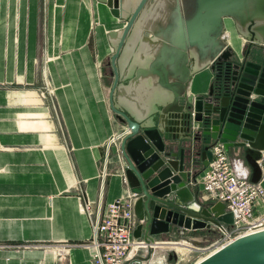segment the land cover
<instances>
[{
	"label": "crops",
	"instance_id": "1",
	"mask_svg": "<svg viewBox=\"0 0 264 264\" xmlns=\"http://www.w3.org/2000/svg\"><path fill=\"white\" fill-rule=\"evenodd\" d=\"M41 4V0H0V244L91 240V223L79 210V186L94 209L101 201L106 206L130 190L117 144L110 146L104 187L102 182L106 144L125 131L110 108L114 50L108 38L125 22L98 0H47L43 29ZM92 8L94 17L97 10L102 13V25L96 24V29H92ZM226 20L224 34L229 42L235 39L229 48L241 55L249 43L234 24L227 29ZM213 75L210 67L194 75L187 84L189 98L205 96ZM46 81L55 87L52 96L42 90ZM227 153L237 173L251 180L242 151ZM206 161L197 157L196 179L188 183L200 205L211 203L204 199L200 183ZM262 171L259 184L264 187ZM255 214H264V204L256 206ZM215 230H171L126 264H179L180 251L173 243L185 242L188 248L183 254L188 260L212 244ZM0 264L94 262L90 250L73 247L65 261L51 250L0 249Z\"/></svg>",
	"mask_w": 264,
	"mask_h": 264
},
{
	"label": "water",
	"instance_id": "2",
	"mask_svg": "<svg viewBox=\"0 0 264 264\" xmlns=\"http://www.w3.org/2000/svg\"><path fill=\"white\" fill-rule=\"evenodd\" d=\"M98 1L125 22L108 35L109 100L127 132L120 144L127 182L141 195L135 212L143 223L134 237L150 245L171 230L232 225L224 204L200 205L188 183L196 179L197 157L208 167L218 142L242 151L252 183L262 179L264 0ZM226 19L249 43L241 55L224 39ZM208 67L209 92L190 99L187 84ZM197 264H264V231Z\"/></svg>",
	"mask_w": 264,
	"mask_h": 264
},
{
	"label": "built area",
	"instance_id": "3",
	"mask_svg": "<svg viewBox=\"0 0 264 264\" xmlns=\"http://www.w3.org/2000/svg\"><path fill=\"white\" fill-rule=\"evenodd\" d=\"M224 39L228 43L229 40L226 35H224ZM126 134L125 129L123 133L111 139L108 145L107 158L110 154V146L112 144L120 145ZM211 152L212 160L200 179V183L203 185L204 199L211 203L224 204L226 211L233 216V224H223L216 227L220 238L210 247L202 249L200 251L203 253L202 257L198 258L194 264L240 238L264 231V214L260 216L255 214L256 206L264 204V187L261 184L252 183L237 173L223 143L214 144ZM261 154L262 157L258 163L264 169V151ZM107 158L102 175L103 187L107 177ZM124 179L128 184L125 174ZM78 189L79 210L88 217L92 226L93 236L91 240L56 245L0 244V249L28 250L40 248L47 251L51 250L59 257L60 261H65L73 247H82L91 251L94 264H126L131 262L141 249L149 247L143 240L134 238V232L143 223L137 218L135 212L136 204L141 197L138 192L130 188L112 203L103 206L101 201L94 209L93 204L87 201L82 188L79 186ZM184 243L182 241L173 244L181 246Z\"/></svg>",
	"mask_w": 264,
	"mask_h": 264
},
{
	"label": "rangeland",
	"instance_id": "4",
	"mask_svg": "<svg viewBox=\"0 0 264 264\" xmlns=\"http://www.w3.org/2000/svg\"><path fill=\"white\" fill-rule=\"evenodd\" d=\"M41 25H42V28L44 29L45 28V18H46V15H47V0H41ZM109 10V9H108ZM94 9L92 8V10H91V14L93 15L92 16V25H93V27H92V29L94 28V29H96V27L97 26H100V22H99V20L97 19V17H96V15H95V17H94ZM97 24V26H95ZM233 22H231V19H227L226 20V28L227 29H231L232 30V28H234V26H233ZM235 25V24H234ZM95 31V30H94ZM235 31V30H234ZM95 34V33H94ZM93 36V35H92ZM231 44H232V46H234V44H235V39L231 42ZM108 63V62H107ZM106 67H108L107 66V64H106ZM106 71H107V68H106ZM107 78V77H106ZM213 79H214V75H213ZM107 80V85L108 86H111V84H110V82H109V78H107L106 79ZM42 90L45 92V90L47 91V93L50 95V96H52L53 94H54V90H55V87L53 86V84H52V82L51 81H46L45 82V84H44V86L42 87ZM108 145H109V142L106 144V155H107V152H108ZM106 158H107V156H106ZM106 158H105V160L104 161H106ZM103 161V162H104ZM213 233V236H214V240L212 241V244L213 243H215L219 238H220V234H219V232L218 231H216L215 230V232H212ZM216 235V236H215ZM212 244H210V245H212ZM210 245L209 244H206V248L207 247H210ZM182 251V252H181ZM180 251V260H179V264H194V262H196L197 261V259L199 258H201L202 257V255H203V253H193V254H191L190 256H191V258L190 259H188L187 260V255L186 254H183L184 252H186L185 250H181ZM183 260V261H182ZM174 262V261H173ZM171 264H176V262L175 263H171Z\"/></svg>",
	"mask_w": 264,
	"mask_h": 264
},
{
	"label": "bare ground",
	"instance_id": "5",
	"mask_svg": "<svg viewBox=\"0 0 264 264\" xmlns=\"http://www.w3.org/2000/svg\"><path fill=\"white\" fill-rule=\"evenodd\" d=\"M96 11V10H95ZM96 17L97 19L99 20V24L102 25V13L100 10H97V13H96ZM107 24V23H106ZM101 28V27H100ZM231 42V41H230ZM230 42L228 41L229 45H230ZM48 139V138H47ZM184 248H188V247H185V245H181V246H178L176 247L177 251H181V250H184ZM182 252V251H181ZM185 253V252H184ZM187 254V253H186Z\"/></svg>",
	"mask_w": 264,
	"mask_h": 264
},
{
	"label": "flooded vegetation",
	"instance_id": "6",
	"mask_svg": "<svg viewBox=\"0 0 264 264\" xmlns=\"http://www.w3.org/2000/svg\"><path fill=\"white\" fill-rule=\"evenodd\" d=\"M111 75H112V70H111ZM113 79H114V77H113Z\"/></svg>",
	"mask_w": 264,
	"mask_h": 264
}]
</instances>
